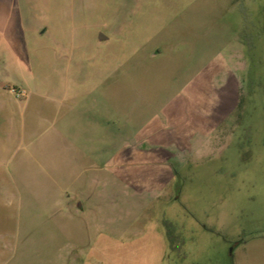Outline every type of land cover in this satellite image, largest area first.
Instances as JSON below:
<instances>
[{"label":"rangeland","instance_id":"374dc122","mask_svg":"<svg viewBox=\"0 0 264 264\" xmlns=\"http://www.w3.org/2000/svg\"><path fill=\"white\" fill-rule=\"evenodd\" d=\"M19 3L0 264H264V0Z\"/></svg>","mask_w":264,"mask_h":264},{"label":"crops","instance_id":"0c3cea01","mask_svg":"<svg viewBox=\"0 0 264 264\" xmlns=\"http://www.w3.org/2000/svg\"><path fill=\"white\" fill-rule=\"evenodd\" d=\"M19 4V0H0V46L6 42L14 52L17 51L16 43H22L23 37L18 17Z\"/></svg>","mask_w":264,"mask_h":264},{"label":"water","instance_id":"95a60500","mask_svg":"<svg viewBox=\"0 0 264 264\" xmlns=\"http://www.w3.org/2000/svg\"><path fill=\"white\" fill-rule=\"evenodd\" d=\"M104 39H106L104 36H100V40H104Z\"/></svg>","mask_w":264,"mask_h":264},{"label":"trees","instance_id":"16d2710c","mask_svg":"<svg viewBox=\"0 0 264 264\" xmlns=\"http://www.w3.org/2000/svg\"><path fill=\"white\" fill-rule=\"evenodd\" d=\"M167 259H168V254H167ZM166 262H167V260H166Z\"/></svg>","mask_w":264,"mask_h":264},{"label":"built area","instance_id":"2783aa9c","mask_svg":"<svg viewBox=\"0 0 264 264\" xmlns=\"http://www.w3.org/2000/svg\"><path fill=\"white\" fill-rule=\"evenodd\" d=\"M14 93V91H12Z\"/></svg>","mask_w":264,"mask_h":264}]
</instances>
